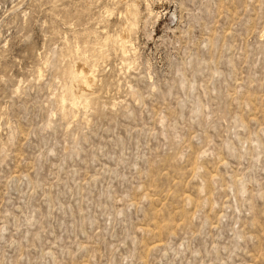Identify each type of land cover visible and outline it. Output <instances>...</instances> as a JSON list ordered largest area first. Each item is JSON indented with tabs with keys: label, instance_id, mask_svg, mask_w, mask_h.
Segmentation results:
<instances>
[{
	"label": "rangeland",
	"instance_id": "1",
	"mask_svg": "<svg viewBox=\"0 0 264 264\" xmlns=\"http://www.w3.org/2000/svg\"><path fill=\"white\" fill-rule=\"evenodd\" d=\"M0 264H264V0H0Z\"/></svg>",
	"mask_w": 264,
	"mask_h": 264
},
{
	"label": "bare ground",
	"instance_id": "2",
	"mask_svg": "<svg viewBox=\"0 0 264 264\" xmlns=\"http://www.w3.org/2000/svg\"><path fill=\"white\" fill-rule=\"evenodd\" d=\"M128 47V46H127ZM125 51V50H124ZM123 53H125V52H123ZM90 82V81H89ZM87 84V83H86ZM85 86V85H84ZM82 87V86H81ZM87 91V90H86ZM89 91V90H88Z\"/></svg>",
	"mask_w": 264,
	"mask_h": 264
}]
</instances>
